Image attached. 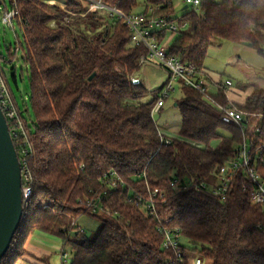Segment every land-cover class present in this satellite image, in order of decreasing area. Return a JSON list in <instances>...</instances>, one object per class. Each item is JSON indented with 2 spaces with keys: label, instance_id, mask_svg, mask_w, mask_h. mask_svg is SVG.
<instances>
[{
  "label": "trees",
  "instance_id": "trees-1",
  "mask_svg": "<svg viewBox=\"0 0 264 264\" xmlns=\"http://www.w3.org/2000/svg\"><path fill=\"white\" fill-rule=\"evenodd\" d=\"M101 1L126 15L136 13V0ZM60 2L65 10L42 0H11L3 9V14L16 9L14 29L21 36L15 34V44L6 46V58L0 54V66L5 74L22 54L35 122L29 127L10 89L17 121L32 147L25 156L32 181L20 226L1 264H16L34 231L69 245L72 264L177 263L173 251L162 249L158 222L126 201L127 189L107 198L110 215L86 211L84 201L101 190L104 175L110 173L147 195L146 182L139 178L146 173L150 190L166 191L167 200L157 207L160 221L179 228L206 264H264V213L251 203L240 177L225 200L195 189L170 188L175 179L181 184L210 182L214 169L234 155L242 132L223 124L219 110L200 92L181 87L180 139L162 144L152 112L167 83L149 91L136 78L147 50L133 44L132 33L115 14L89 13L82 0ZM199 12H185L179 22L189 29L173 38L169 56L200 71L210 48L226 42L264 57V0H202ZM144 14L176 21L172 0H147ZM166 38L165 32L157 36L159 43ZM133 79L140 83L133 84ZM248 88L252 93L242 106L231 104L222 89L212 97L242 113L250 124L260 123L264 137V88ZM8 126L12 132L16 122L8 120ZM13 142L21 161L25 137H13ZM82 216L100 222L94 239L73 225Z\"/></svg>",
  "mask_w": 264,
  "mask_h": 264
},
{
  "label": "built area",
  "instance_id": "built-area-1",
  "mask_svg": "<svg viewBox=\"0 0 264 264\" xmlns=\"http://www.w3.org/2000/svg\"><path fill=\"white\" fill-rule=\"evenodd\" d=\"M88 6V12L94 13L96 11H104L118 16L123 24L132 33V42L136 46H143L147 50V55L141 57L140 64H152L161 69H164L169 74V80L163 87L159 101L153 109V116L160 112L165 106V100L169 99L175 93L174 85L180 84L181 87H188L190 89L200 92L206 100L213 104L221 113V121L225 125L238 128L243 135L241 143L235 148L234 155L228 162L222 166H217L212 174L210 182H201L199 184L194 182H187L181 184L178 179L170 183V188L174 191H186L188 189H195L197 191H204L211 196L225 200L232 184L239 177L244 182L243 191L250 192V201L253 205L261 207L264 213V137L261 135L262 126L260 123L250 124L245 121L242 113L236 109L225 107L218 104L209 92V88L203 76V72L198 70L193 65H186L175 57L169 56V48L171 40L188 27L187 23L180 24V20H171L170 18H148L147 15L139 13H131L126 15L108 5L101 0H82ZM202 0H186L185 4L188 9L197 13L200 10ZM52 5V4H51ZM62 10L65 6L60 2H54V5ZM153 10L150 11L152 13ZM17 15L16 9L13 8L2 15L1 22L9 29H14V21ZM165 32L168 36L162 43H159L157 36ZM132 83L137 85L140 83L138 79H133ZM233 86L232 81L226 80L222 86V90H227ZM0 106L8 120L16 122V129L11 132L12 137H25V144L23 146V157L21 162L22 169V184L24 202L28 201L31 193V175L26 166V155L32 151L31 145L27 143V137L23 125L17 121L18 115L15 104L12 99L11 91L7 82V78L0 66ZM159 137L162 144L170 145L171 138L166 137L159 131ZM140 181L146 182L147 195H144L132 188L125 181H123L116 173L106 174L103 177L101 190L94 193V195L86 201L84 206L86 211L91 215L103 216L110 215L111 211L105 206L107 198L116 192L128 190V203L135 204L140 207L141 212L149 218H154L158 222L157 231L162 235V249L166 251H173L176 255L177 263L186 262V264H206L204 258L195 250L183 248L184 236L179 228H170L164 225L158 217V203L167 200L166 191L150 190L147 185L146 173L140 177ZM172 219H169L168 224ZM76 223L74 222L73 225ZM61 256L63 261L67 264L70 259L65 248L62 249Z\"/></svg>",
  "mask_w": 264,
  "mask_h": 264
},
{
  "label": "rangeland",
  "instance_id": "rangeland-1",
  "mask_svg": "<svg viewBox=\"0 0 264 264\" xmlns=\"http://www.w3.org/2000/svg\"><path fill=\"white\" fill-rule=\"evenodd\" d=\"M10 1L11 0H0V54L4 58L8 56L6 46L8 47L10 44H15V34L21 36L17 27L12 30L4 26L1 22L5 4L9 7ZM146 1L147 0H136V13L143 14L145 12ZM215 1L221 2L222 0ZM49 2H53V0H49ZM185 2L186 0H172L174 9L173 18L176 20H181L185 12L192 10L190 8L185 11L183 10L186 7ZM46 4L50 5V3ZM188 29L189 27L184 29V31H187ZM234 59L237 62H233ZM204 68L216 76L215 77L212 75L213 80H216L217 77H221L224 82L227 78L234 80V90L237 89L245 92L247 89H249V85H258L264 88V57L234 43L226 42L221 47H211L204 63ZM5 74L9 87L16 99L17 105L23 112V117L27 121L29 127L32 128L33 123L35 122V116L30 101L31 87L29 69L25 65L21 53L18 54L17 60L8 66V69L5 70ZM13 77L16 78V81ZM136 78H139L141 81H143L149 91H154L168 82L169 74L164 69L158 68L152 64H146L143 66L139 76ZM174 88L175 93L172 94L169 99L165 100L164 108L160 112L155 113L153 118L158 130L163 135L179 140L182 126V117L179 109L175 105L181 100L182 91L181 86L178 83L174 85ZM209 92L212 94L218 92L217 87L213 84L209 87ZM229 93L230 91H226V95ZM26 104H28L27 112H25ZM220 134L230 137V133L224 130H221ZM216 146L217 143L212 145V147ZM237 147L238 146L236 145L235 148ZM43 207L45 208L44 205ZM76 224L77 228H80L90 239H94L100 230V222L97 219L91 218L89 216L80 217L76 221ZM183 245L186 249L194 250V247L188 242L184 241ZM63 246H65L70 257L67 264H72V248L69 245L63 244Z\"/></svg>",
  "mask_w": 264,
  "mask_h": 264
},
{
  "label": "water",
  "instance_id": "water-1",
  "mask_svg": "<svg viewBox=\"0 0 264 264\" xmlns=\"http://www.w3.org/2000/svg\"><path fill=\"white\" fill-rule=\"evenodd\" d=\"M93 78L94 75L89 80ZM23 203L22 166L0 106V264L20 226Z\"/></svg>",
  "mask_w": 264,
  "mask_h": 264
},
{
  "label": "crops",
  "instance_id": "crops-1",
  "mask_svg": "<svg viewBox=\"0 0 264 264\" xmlns=\"http://www.w3.org/2000/svg\"><path fill=\"white\" fill-rule=\"evenodd\" d=\"M43 1L45 3H50L54 5V2H58L59 0H53V2H49V0H43ZM242 47H244L247 50L255 52L253 49L247 46H242ZM235 61L236 60L234 59L233 62ZM202 72L208 88L214 84L217 87V91L219 92V90H221L224 84L222 78L217 77L216 80H213L212 75L213 76L215 75L210 73L206 68H204ZM226 80H230L233 83V86L231 88L225 90V91H230V93L227 95L229 102L231 104L240 105V106L245 105L247 97L252 93V89L249 88L245 92L237 89L234 90V85H235L234 80H232L231 78H227ZM218 92L214 94L212 93L210 94L212 96L218 94ZM62 246H63V242L60 238L40 231H34L29 235L26 241L24 247L26 254L21 259H19L16 262V264H66L61 256L62 249L65 248V246L63 247Z\"/></svg>",
  "mask_w": 264,
  "mask_h": 264
}]
</instances>
